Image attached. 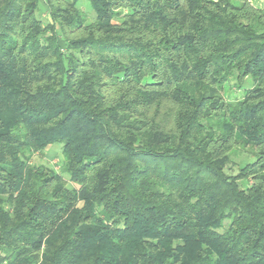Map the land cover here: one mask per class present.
Instances as JSON below:
<instances>
[{"label":"trees","instance_id":"obj_1","mask_svg":"<svg viewBox=\"0 0 264 264\" xmlns=\"http://www.w3.org/2000/svg\"><path fill=\"white\" fill-rule=\"evenodd\" d=\"M79 1L0 0V264H264V8Z\"/></svg>","mask_w":264,"mask_h":264},{"label":"rangeland","instance_id":"obj_2","mask_svg":"<svg viewBox=\"0 0 264 264\" xmlns=\"http://www.w3.org/2000/svg\"><path fill=\"white\" fill-rule=\"evenodd\" d=\"M251 5L255 8L263 9L264 8V0H249ZM79 8L83 11V13L87 16V21L91 22L94 20L95 15L90 4L86 0L79 1ZM38 16L43 21L47 19L46 8L43 2H40ZM237 83L234 79H230L226 82L224 86V96L226 99L234 101L242 98L244 91L251 87L252 80L250 78L246 79L241 87H237ZM249 148H241L237 147L234 149L230 155V162L226 168L227 175L235 176L239 168L247 162H252L253 158L251 157V153L249 152ZM31 163L35 166H44L52 169V171H56L57 173H61V167L63 166V155L61 153V145L53 144L49 146L43 153L34 154L31 158ZM62 177L69 183L67 174H62ZM67 183V184H68ZM67 187L71 189L73 187L72 184H68Z\"/></svg>","mask_w":264,"mask_h":264}]
</instances>
